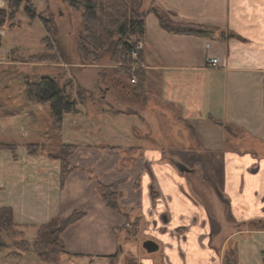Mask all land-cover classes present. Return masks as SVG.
Here are the masks:
<instances>
[{"label":"crops","instance_id":"obj_1","mask_svg":"<svg viewBox=\"0 0 264 264\" xmlns=\"http://www.w3.org/2000/svg\"><path fill=\"white\" fill-rule=\"evenodd\" d=\"M39 4L41 12L47 4ZM154 5L176 23L234 37L170 34L147 14L141 97L121 98L118 85L126 82L113 68L108 76L100 66L78 73L91 100L63 119L59 137L65 133V145L77 147L63 188L60 163L48 157L53 152L29 155L25 147L47 145L36 135L33 113L43 106L24 102L20 90L7 92L0 99V143L15 149H0V209H11L14 225L33 241L38 227L84 212L61 234V264H122L128 254L138 264H262L264 229L255 226L264 224V0ZM35 23L23 19L11 28ZM4 57L3 64H13ZM208 59L218 63L208 66ZM25 119L30 131L23 129ZM218 123L231 126L233 136ZM97 184L117 185L124 215L105 206ZM145 241L158 250L146 253ZM6 255L0 264H25L30 257Z\"/></svg>","mask_w":264,"mask_h":264},{"label":"trees","instance_id":"obj_2","mask_svg":"<svg viewBox=\"0 0 264 264\" xmlns=\"http://www.w3.org/2000/svg\"><path fill=\"white\" fill-rule=\"evenodd\" d=\"M1 1H4L6 6L0 8V31L6 25H9L8 28L14 27L13 23L16 16L21 12L30 22L38 20L46 32H54V30L51 31L52 25L45 17V14L49 11L47 7L44 11L38 12L34 0ZM58 1L65 3L73 10L80 11L82 14L81 33L79 34V53L82 64L97 63L103 54L109 53L115 72L122 75L126 81L124 85L119 84L118 89L127 98L131 96L141 97L145 92V76L140 69L142 51L138 53L137 60H132L130 51L135 47L136 42H143L144 40V18L147 14L154 15L160 27L170 34L192 35L206 39L215 36L219 40H228L234 37L233 34L219 33L215 29L176 23L154 5L155 0H149V7L142 12H140V8L145 0ZM40 44L45 47L47 44L46 38ZM1 47L2 37L0 36V50ZM47 49L52 51L49 46ZM51 55V53L46 54V56L35 54L29 56L26 61L27 63H52ZM132 68H135V70ZM133 79L136 83L132 82ZM22 87L24 98L29 105L47 107L52 133L60 136L64 117L78 113L80 91L77 90L75 96H73L71 83L60 84L52 77H41L35 81H25ZM218 124L223 126L229 136H233L231 126ZM192 134L195 137L193 132ZM25 147L29 155H42L47 152V148L43 144H28ZM76 148L75 145H61L55 153L48 156L60 163L59 181L61 188H63L72 173L68 160L75 153ZM0 149L14 150L15 148L0 143ZM95 190L108 209L124 215L119 206L121 193L117 185L106 187L97 184ZM84 216V212L76 210L66 220L54 219L48 224L38 227L36 237L33 243L30 244L25 240L24 233L14 225L11 209L2 208L0 209V251H8L7 260H19L23 255L33 254L43 264H56L53 259L62 257L65 254L61 234L66 228L78 222ZM255 228L263 230L264 224L260 223ZM57 248L59 249L58 252L56 251ZM232 256L230 254V257ZM260 259L261 263L264 264V252L261 253ZM122 264H138V262L132 255L128 254L123 257Z\"/></svg>","mask_w":264,"mask_h":264},{"label":"rangeland","instance_id":"obj_3","mask_svg":"<svg viewBox=\"0 0 264 264\" xmlns=\"http://www.w3.org/2000/svg\"><path fill=\"white\" fill-rule=\"evenodd\" d=\"M42 2L46 1L48 12L45 14V17L49 21L51 26V31L54 32H46V37L42 38L45 34V30L41 23L38 20H35V24L29 26H21L19 28H8L9 25H6L5 35L2 37V47L0 50V55H5L3 59L4 61H12L13 64L5 65L0 61V99H4L6 95L11 92L12 89L20 90L23 92V83L25 81H35L41 77H52L55 78L59 83H71L72 84V95L75 96L76 91L79 90L81 95L78 99L79 104H83V102H88L91 100V92L87 90H83L77 80L76 77L78 73L83 70H93L100 67H104L102 70V75L108 76L111 75L110 71L115 69L113 64L111 63L110 54H103L97 63L89 62L87 64H82L81 55L79 53V34L81 33V22H82V14L80 11L73 10L68 7L65 3L59 2L58 0H41ZM149 0H145L142 7L140 8V12L146 10L150 3ZM34 4L37 7L40 6L39 0H34ZM46 7L44 9H46ZM5 8V7H2ZM44 11V10H43ZM39 12V11H38ZM42 12V11H41ZM27 20L21 12L16 16L14 21V26L19 25L20 21ZM29 22V21H28ZM2 31V30H1ZM41 37L42 40L46 38L45 47H40V51H38L37 40ZM41 40V42H42ZM48 46L52 51H49ZM19 50L17 54L13 51V49ZM48 51H47V50ZM52 54V63H27V58L31 55L40 54L46 56V54ZM20 54V55H19ZM30 54V55H29ZM50 56V55H49ZM131 57V56H130ZM1 60V58H0ZM14 60L24 63H14ZM26 62V63H25ZM81 67H80V66ZM108 68V69H106ZM113 68V69H111ZM136 68V67H135ZM135 68H132L135 70ZM111 69V70H110ZM112 72H115L113 70ZM122 76V75H121ZM126 82V81H125ZM124 82V83H125ZM114 85V84H113ZM7 87V89L4 88ZM8 92V93H7ZM18 97V95H16ZM121 98H125L122 94H120ZM13 97V96H12ZM16 97V98H17ZM24 98V95H23ZM18 99V98H17ZM25 99V98H24ZM24 102H26L24 100ZM21 104L16 101V104ZM78 104V106H79ZM21 106V105H20ZM27 106L26 104L24 107ZM41 110V111H39ZM26 112L27 110L23 109L21 112ZM3 112L0 110V115ZM34 115L38 118V123L40 124L39 134L37 136H43V140L47 143V150L55 153L59 146L65 145L67 140L66 134L64 133L62 137L54 135L50 128V120H49V112L46 106L40 107L37 110L33 111ZM70 117V116H69ZM31 124L29 119H25L23 124V129L25 131H30ZM29 128V129H28ZM66 129L64 123V130ZM48 131L47 136L45 135V131ZM18 135L20 134L17 132ZM49 135V136H48ZM42 139V138H41ZM48 145L50 147H48ZM32 244L33 240L31 238H27ZM124 245V244H122ZM133 246V245H131ZM136 247H132L133 254L136 253L134 250ZM124 250L126 251V247L124 246ZM58 252L59 249L57 248ZM6 252L0 251V258L5 257ZM27 256V254H26ZM61 257H57L54 260L56 264H61ZM7 261V260H5ZM13 262V261H10ZM16 264L18 261H14ZM25 264H43L39 262V260L33 255L30 254V257H26L24 259ZM12 264V263H11Z\"/></svg>","mask_w":264,"mask_h":264},{"label":"built area","instance_id":"obj_4","mask_svg":"<svg viewBox=\"0 0 264 264\" xmlns=\"http://www.w3.org/2000/svg\"><path fill=\"white\" fill-rule=\"evenodd\" d=\"M143 48H144V45H143V42L142 41L136 42L135 47L130 51V56H131L132 60H137L138 53L140 51H142ZM217 63H218V60L217 59H208L207 60V65L208 66H211V67L215 66ZM132 82L133 83H136L135 79H133Z\"/></svg>","mask_w":264,"mask_h":264},{"label":"water","instance_id":"obj_5","mask_svg":"<svg viewBox=\"0 0 264 264\" xmlns=\"http://www.w3.org/2000/svg\"><path fill=\"white\" fill-rule=\"evenodd\" d=\"M180 168L182 169V171L187 172L186 168H184L182 166ZM142 248L148 254L154 253V252H156L158 250L157 245L154 242H152V241H145L142 244Z\"/></svg>","mask_w":264,"mask_h":264}]
</instances>
